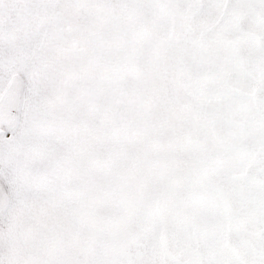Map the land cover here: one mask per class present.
<instances>
[{"label": "snow or ice", "instance_id": "1", "mask_svg": "<svg viewBox=\"0 0 264 264\" xmlns=\"http://www.w3.org/2000/svg\"><path fill=\"white\" fill-rule=\"evenodd\" d=\"M0 264H264V0H0Z\"/></svg>", "mask_w": 264, "mask_h": 264}]
</instances>
